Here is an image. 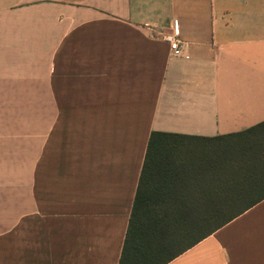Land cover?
<instances>
[{
    "label": "crops",
    "instance_id": "1",
    "mask_svg": "<svg viewBox=\"0 0 264 264\" xmlns=\"http://www.w3.org/2000/svg\"><path fill=\"white\" fill-rule=\"evenodd\" d=\"M262 122L264 0H0V264H119L152 132ZM168 264H264V200Z\"/></svg>",
    "mask_w": 264,
    "mask_h": 264
},
{
    "label": "trees",
    "instance_id": "2",
    "mask_svg": "<svg viewBox=\"0 0 264 264\" xmlns=\"http://www.w3.org/2000/svg\"><path fill=\"white\" fill-rule=\"evenodd\" d=\"M262 200L264 122L216 138L152 132L119 264H168Z\"/></svg>",
    "mask_w": 264,
    "mask_h": 264
},
{
    "label": "built area",
    "instance_id": "3",
    "mask_svg": "<svg viewBox=\"0 0 264 264\" xmlns=\"http://www.w3.org/2000/svg\"><path fill=\"white\" fill-rule=\"evenodd\" d=\"M163 38L169 44L173 56L183 55L184 43L176 33L165 34Z\"/></svg>",
    "mask_w": 264,
    "mask_h": 264
}]
</instances>
